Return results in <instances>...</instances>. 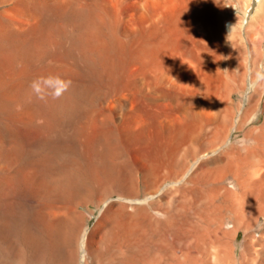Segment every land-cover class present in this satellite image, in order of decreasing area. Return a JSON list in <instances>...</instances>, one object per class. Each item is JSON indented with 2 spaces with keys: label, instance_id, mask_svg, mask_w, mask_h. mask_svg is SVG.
<instances>
[{
  "label": "bare ground",
  "instance_id": "6f19581e",
  "mask_svg": "<svg viewBox=\"0 0 264 264\" xmlns=\"http://www.w3.org/2000/svg\"><path fill=\"white\" fill-rule=\"evenodd\" d=\"M49 76L70 86L40 99ZM25 242L264 264V0H0V264Z\"/></svg>",
  "mask_w": 264,
  "mask_h": 264
},
{
  "label": "clouds",
  "instance_id": "9594fccd",
  "mask_svg": "<svg viewBox=\"0 0 264 264\" xmlns=\"http://www.w3.org/2000/svg\"><path fill=\"white\" fill-rule=\"evenodd\" d=\"M70 86V82L58 77H41L30 84V88L40 99L51 96L53 99L59 98Z\"/></svg>",
  "mask_w": 264,
  "mask_h": 264
},
{
  "label": "rangeland",
  "instance_id": "374dc122",
  "mask_svg": "<svg viewBox=\"0 0 264 264\" xmlns=\"http://www.w3.org/2000/svg\"><path fill=\"white\" fill-rule=\"evenodd\" d=\"M80 210H83L82 212L85 213V214L86 213L89 214V212L91 210L95 211V214L99 213V209L97 207H95V206L81 207ZM95 221H96L95 216H92L91 220L89 221V225L92 226L95 223ZM29 246L30 245H28L27 242L24 243V249L25 250H23V253H22V262H23V264H31V263H33L31 261L34 260V254H33V251L31 249L32 247H29Z\"/></svg>",
  "mask_w": 264,
  "mask_h": 264
}]
</instances>
